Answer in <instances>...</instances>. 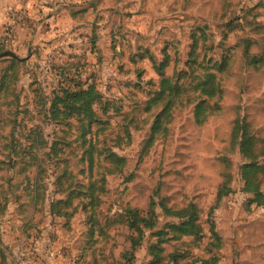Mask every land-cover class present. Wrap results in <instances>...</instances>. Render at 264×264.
<instances>
[{
	"label": "rangeland",
	"instance_id": "obj_1",
	"mask_svg": "<svg viewBox=\"0 0 264 264\" xmlns=\"http://www.w3.org/2000/svg\"><path fill=\"white\" fill-rule=\"evenodd\" d=\"M224 1H230L229 17L236 19L239 7L247 16L256 9L264 21V0H214L212 7L207 0H130L119 6L115 0L0 1V43H7L4 50L10 51L0 57V80L6 76L12 82L8 93H0V104L19 96L18 104L0 105V264H126L123 254L131 248L127 209L136 208L147 217L152 202L158 227L146 231L130 264L153 263L156 233L175 221L165 216L163 203L172 208L196 204L203 235L164 243L162 264H172L173 255L180 264H201L215 255L219 257L217 264H264V206H249L252 194L245 191L240 170L245 160L238 145H230V122L244 116L247 109L249 119L254 116L251 133L264 136V72L243 66L241 49L237 50L240 55L233 77L242 83V91L233 82H224L225 93L220 99L223 112L198 125L194 105L175 109L165 142L155 145L149 154H141L154 121L153 115L144 112L143 102L160 80L152 61L142 57L149 51L160 63L168 53L166 74L173 76L176 69L187 68L193 29L206 24L209 40L198 49L200 59L220 60L226 55L224 34L228 30L215 27L213 20L219 19L214 6L218 8ZM85 5L94 10L91 23L97 21V45L102 49L103 62L97 68L89 67L81 82L95 81L112 107L102 117L108 123L106 130L92 142L100 148L112 147L126 158L127 166L121 174L109 177V190L102 196L94 219L81 207L69 219L50 212L51 202L61 198L52 186L56 179L52 162L42 173L38 207L32 202L37 191L29 185L41 171L37 164L44 163L65 132L70 133L74 147L82 141L79 123L73 121V127L64 129L56 126L49 121L44 103L60 77L57 67L87 51L90 62L95 63L92 26L79 24L69 11ZM238 36L247 34L237 32L226 39L234 44ZM257 51L255 47L252 53ZM15 59L26 62L11 66ZM137 70L144 75L138 76ZM132 115L135 120L129 123ZM126 125L131 137L118 140L117 136H124L120 127ZM39 130L43 131V143L38 140L33 147ZM90 143L91 136L86 145ZM10 145L13 147L6 148ZM17 147V163L12 164L10 154ZM226 174L232 175L234 190L218 201ZM212 226L220 236L222 248L218 251L210 245L215 241ZM87 237L88 258L81 261V247Z\"/></svg>",
	"mask_w": 264,
	"mask_h": 264
},
{
	"label": "trees",
	"instance_id": "obj_2",
	"mask_svg": "<svg viewBox=\"0 0 264 264\" xmlns=\"http://www.w3.org/2000/svg\"><path fill=\"white\" fill-rule=\"evenodd\" d=\"M129 1L115 0V3L119 6ZM207 1H209L207 5L212 7L211 4L214 0ZM218 4V8L214 6L218 11L219 18L213 20V22H216L215 27H224L230 34L237 32L247 34L246 37L238 36L234 44L228 43V39H226L230 34H224V41L228 47L224 49L226 55H223L220 60L206 61L200 59L198 49L201 46L202 50L204 44L209 40L206 24L193 29V41L190 46V58L187 62V68L184 70L176 69L173 76H167L166 74V68L169 65V54L167 52V58L160 63L149 51L142 57L152 61L160 78L158 88L149 94V98L143 102L144 112L154 116L151 133L147 136L142 147L141 154L143 156L149 154L155 145L165 142L169 127L174 120L175 109L187 104L194 105L195 121L198 125H203L212 115L223 112L220 99L225 93L224 82H233L242 91V83L234 80L233 77L236 60L240 55L238 49H241L243 66L251 68L250 70L253 72H264V21L261 20L260 14L257 13L256 9H252L247 13L249 14L247 16L238 7V15L235 16V19L234 16L229 17L230 1ZM74 9L69 8L73 20L81 25L92 26L91 36H94L92 50L95 54V63L90 62L89 52L87 51L72 56L66 64H63L64 66L57 67L56 70L60 77L52 88L51 96L46 98L44 108L49 121L62 129L68 126L73 127V121L79 123V129L81 130L79 138L82 141L77 138L81 143L74 147L73 143L70 142L69 132H65L64 136L57 139L50 152L45 156L44 163L37 164L41 171L37 172L36 177L33 178L34 183H30L29 188L37 191L36 194L34 192L35 195H32V202L38 207L42 196L40 192L42 188L40 184L43 181L42 173L47 172L46 164L52 162L56 175L52 186L55 194H60L61 198L51 202V214L71 219L77 212L76 208L81 207L91 213V219H94L95 213L101 205L102 196L109 190V177L121 174L127 166V160L123 155L115 152L112 147L104 145L100 148L96 145L97 143L92 142V139L98 138L106 130L105 126L108 123L102 117H105L110 110L112 111V107L111 102L105 99L95 81L91 79L85 81L90 84L81 82L84 81L86 73L90 71L89 67L97 68L99 64H102L103 52L97 45L98 36H100L97 21L91 23L94 10L89 5L80 7L81 10ZM252 36H257V38ZM6 45L5 42L0 43V57L7 56L10 53V51L4 50ZM255 47L258 48V51L252 53ZM25 62V60L15 59L11 66L16 63L23 65ZM137 71L138 76L144 75L143 71ZM6 79V76H4L0 80V93L2 91L8 93L12 82ZM71 80H74V82ZM18 102L19 96H15L13 102H5L0 105L10 106L18 104ZM249 110L245 111L244 116L230 122L232 128L230 145H238L245 160V164L240 167V170L245 182V191L252 194V197L249 198V206H264V136L260 138L251 133L253 132L254 116L249 119ZM254 113L256 114V112ZM134 120L135 116L132 115L129 123ZM120 129V132L124 130V136L120 134L117 136L118 140L131 137L129 126L120 127ZM37 136L33 139V147L38 144V140L39 143H43L41 140H44L43 131L39 130ZM89 136H91V143L87 146ZM12 147L10 145L6 148ZM17 151H20L18 147L12 149L10 154V158L13 159L12 164L17 163ZM21 152L24 153V150L22 149ZM14 155L17 159L14 158ZM8 157L9 155L5 161L6 164ZM34 160V164H36L38 158ZM233 190L232 175L226 174L220 184L217 200L220 201L231 194ZM76 201H78V205L74 206ZM69 208H73V211L68 212ZM162 209L165 216L171 217L175 221L156 233L157 243L153 245L154 261L152 264H162L164 260L162 245L164 243L179 241L189 236L198 237L203 235V229L199 224L200 209L196 204L192 203L186 207L172 208L163 203ZM37 211H39V208ZM127 211L130 214L128 240L131 243V248L123 254V258L127 260L126 264H130L131 260L132 262L135 260L136 249L143 244L146 231L158 227V220L154 202L151 204L147 217H142L140 211L136 208H128ZM211 232L215 241H211L210 245L218 251L222 248L220 236L214 226H212ZM1 239L2 234L0 233V246H2ZM87 244L88 237L87 242L83 239L81 261H86L88 258ZM172 257V264H180L176 255ZM218 261L219 257L215 255L210 260H203L201 264H217ZM184 264L194 263L186 262Z\"/></svg>",
	"mask_w": 264,
	"mask_h": 264
},
{
	"label": "crops",
	"instance_id": "obj_3",
	"mask_svg": "<svg viewBox=\"0 0 264 264\" xmlns=\"http://www.w3.org/2000/svg\"><path fill=\"white\" fill-rule=\"evenodd\" d=\"M1 1V0H0Z\"/></svg>",
	"mask_w": 264,
	"mask_h": 264
}]
</instances>
